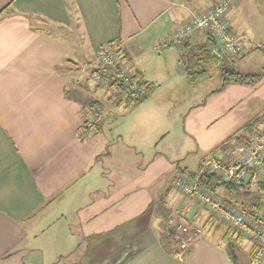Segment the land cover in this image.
I'll return each mask as SVG.
<instances>
[{
	"label": "crops",
	"instance_id": "obj_1",
	"mask_svg": "<svg viewBox=\"0 0 264 264\" xmlns=\"http://www.w3.org/2000/svg\"><path fill=\"white\" fill-rule=\"evenodd\" d=\"M216 1L0 0V264H248L255 244L233 235L205 206L175 190L173 179L198 173L217 146L254 118H264V69L256 83H230L210 93L221 84V66L243 74H258L255 62L264 67V56L252 54L264 50V5L237 1L227 22L246 38L244 54L232 58L216 45V89L186 99L185 117L174 133L157 139L153 130L161 88L184 84L197 89L210 81L206 75L189 82L180 63L189 50L184 44L203 46L206 33L179 45L154 46L188 21L190 13ZM108 43L126 55L121 65L138 70L155 86L124 116L142 119L148 137L143 150H156L133 164L124 157L121 142H131L134 133L133 140L138 139L140 126L128 127L125 134L119 124L106 133L100 118L99 132L83 130L88 117L78 97L94 95L74 74L97 69L96 53ZM236 144L218 153L228 155ZM189 149L183 164L174 165ZM239 190L264 188L257 182ZM214 193L220 199L236 195L221 187ZM51 207L53 219L38 224L37 214ZM32 212L36 215L29 217ZM170 214L176 225L202 231L197 239L187 237L191 244L181 257L173 255L176 244L172 249L164 245L167 232L177 233L168 225Z\"/></svg>",
	"mask_w": 264,
	"mask_h": 264
},
{
	"label": "built area",
	"instance_id": "obj_2",
	"mask_svg": "<svg viewBox=\"0 0 264 264\" xmlns=\"http://www.w3.org/2000/svg\"><path fill=\"white\" fill-rule=\"evenodd\" d=\"M238 0H217L204 11L190 13L188 21L177 26L169 35L160 39L154 46L155 50L175 46L183 43L196 33H206L215 44L229 57H240L245 52L246 38L234 32L227 22V15ZM98 66L102 71L92 73V80L99 85H108L112 80H119L130 85L135 96L143 94L132 81V71L121 65V58L117 53V46L104 44L96 53ZM99 68V69H100ZM116 93L127 97L120 89L113 87ZM91 116V115H90ZM95 116L88 117L84 128L87 133H94ZM95 124V125H94ZM204 172L215 174L224 181L243 186L250 183L264 181V123L259 128L245 135L243 142L236 144L230 154L213 153L208 157L198 173L193 176L179 174L173 179V187L182 195L189 196L205 206L210 216L228 226L232 234L251 241L256 249L248 264H262L264 258V212L251 215L249 209L237 210L225 206L219 197L210 190L199 186ZM169 215V226L177 230L175 244L178 256L186 253L190 247V240L201 235V229L188 224L173 223Z\"/></svg>",
	"mask_w": 264,
	"mask_h": 264
},
{
	"label": "trees",
	"instance_id": "obj_3",
	"mask_svg": "<svg viewBox=\"0 0 264 264\" xmlns=\"http://www.w3.org/2000/svg\"><path fill=\"white\" fill-rule=\"evenodd\" d=\"M207 44L203 46H189V44L185 45V47H189V50H185L180 58V63L182 69L184 71L185 77L189 82H197L202 79L208 72V67L213 63V60L218 58L214 53L216 49V44L212 40L210 36L206 37ZM117 53L121 54V49H117ZM126 55L121 57V60L126 59ZM132 81L136 84L137 89H141L143 94L140 96H135L134 92L131 91V87L128 84L122 83L119 80H112V82L108 85L109 89H113V87L120 89L123 93L127 94V97H123L122 94H118L113 92V103L116 107H122L123 111H129L141 103H143L148 97L153 93L155 86L152 84H148L144 81L141 73L134 69L132 70ZM220 75H221V84L216 89L211 91L210 93H216L220 91L226 84L235 83V84H253L261 79V75L259 74H243L236 72L228 67H220ZM79 105L81 107V111L85 117H88L94 111H97L101 108V103L96 100H91L90 98L78 97ZM264 121L262 116L254 118L247 124H245L240 130H238L233 136L229 137L225 142L220 144L213 151L218 152L222 148L228 147L230 143H242L246 134L251 133L259 128V126ZM101 128V121H99L95 126V132H99ZM83 130L86 132L84 125ZM87 133V132H86ZM199 186L210 190L212 193L215 192V188H223L224 190H229L234 192L235 197H227V198H219L221 203L225 206H229L235 208L239 206L241 210L249 209L251 211V215L258 214L264 212V194L260 191H249L242 190L240 191L242 186L235 185L233 183L227 182L216 176L215 174L204 172L199 181ZM264 188V186H263ZM215 194V193H214ZM218 195V194H215ZM175 234L173 232H167L165 238L163 239L164 245L167 248H173L175 245ZM254 254V253H253ZM173 255L178 256V250L173 252ZM253 256V255H252ZM251 256V257H252ZM250 257V258H251ZM249 258V259H250ZM76 264H80L79 262Z\"/></svg>",
	"mask_w": 264,
	"mask_h": 264
},
{
	"label": "rangeland",
	"instance_id": "obj_4",
	"mask_svg": "<svg viewBox=\"0 0 264 264\" xmlns=\"http://www.w3.org/2000/svg\"><path fill=\"white\" fill-rule=\"evenodd\" d=\"M259 5H264V0H257ZM251 8H253V5L251 6ZM255 9H257V11H259L257 4L255 5ZM234 29H236L235 26H233ZM45 30L47 31H51L52 33L61 36V37H67V35L63 32V31H58L55 29L50 28L49 26L45 27ZM175 49H177V51H179L180 47H175ZM254 56H256V54H262L264 56V50L262 48H256L254 50V53H252ZM250 54V55H252ZM121 54H119L120 56ZM122 56H120L121 58ZM264 58V57H263ZM123 61V60H120ZM232 62V63H231ZM227 65L232 66L234 63L233 61H227L226 62ZM98 65V63H97ZM254 65H256L258 68V70H260L258 72L259 75H263V71L262 69H264L262 63H257L255 62ZM123 66V65H122ZM100 67L98 66L97 69L90 71V68L85 69L84 72H82L80 74V76H76L74 74V78L78 81H81L82 84H86L88 91L92 92V94L94 96H89L88 94L86 95L87 99L91 98V100L94 99H98L101 103V108L97 111H94V113L90 114L88 117H92L95 116V123H98L100 121V118L104 121L105 125H104V131L110 132L111 130H113V127L115 125H119L123 128H125V134L128 133V127H132L135 126L136 128L138 126L141 127V129H139L142 133L139 135L138 139L133 140V136L130 135V141H127L126 144L121 142V148L124 151V157L126 159H128L129 161H131V163L133 164L134 161L133 159H135L136 157L140 158L141 154H146L147 157L154 151H156L154 149L153 150H148V151H144L143 149H145V145H144V141H145V137L148 138L147 136H143L144 131H147V126L143 123L142 119H140L139 117L135 118H124V116H126V112L123 111L122 107H116L115 104L113 103V92H116L113 89H109L108 85H99L93 82L92 80V73L95 71H102L103 69H99ZM125 68V66H124ZM74 68H72L73 70ZM127 69V67H126ZM80 68H78L77 71H79ZM129 71H132L131 69L128 68ZM63 73H65L63 70H59ZM76 72V70L74 71ZM73 73H69V75H72ZM218 74V70L215 67V64H211L208 68V74L206 80H210V81H206L203 82V85L198 86L197 89H193V87H184V84H180L179 85H175L174 88H170V87H165V88H161V95H157L155 97V103L158 105V111L160 112V116L157 119V124L155 126H153V130H156L155 133L157 134V139L159 137H162L166 135L167 131H171V133H174V130H176L175 128L177 127V125H179V123H181L182 119L185 117V114H183L181 111L183 109V107L185 106L186 103V99L191 98L192 96H196L198 97L199 95L201 96V93L203 91V89H205L206 91H209V89H213L215 86V81H216V76ZM205 75V76H206ZM210 76V78H209ZM69 78V77H68ZM216 89V88H214ZM191 93V91H193ZM91 95V93H89ZM85 98V96H84ZM182 113V114H181ZM132 116V115H129ZM134 117V116H133ZM263 123V122H262ZM95 125V124H94ZM152 130V132H153ZM92 134H94L92 132ZM124 146V147H123ZM137 149H135V148ZM190 147V146H189ZM138 148L141 149V151L138 150ZM160 150V149H159ZM190 149L187 150V152H185V156H182V158H179L177 160H174L173 164L174 165H182L184 162V157H186L187 155H189L190 152H192L193 150ZM143 161H147L148 159H144L142 158ZM146 162H144L145 164ZM264 181H260L259 184L264 186ZM255 189V188H254ZM253 191H257V190H253ZM264 194V191H263ZM236 208L241 209L239 206H236ZM49 209V208H48ZM47 210H43V215L37 214V218H35L38 222V224L40 223H44L47 224L50 220L53 219L55 211L53 210V208L51 207L50 211ZM36 211V210H35ZM33 214H29V217H33L36 214L34 212H32ZM35 214V215H34ZM48 215V217H46Z\"/></svg>",
	"mask_w": 264,
	"mask_h": 264
}]
</instances>
